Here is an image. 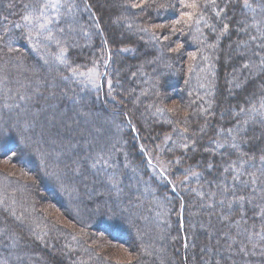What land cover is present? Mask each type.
Wrapping results in <instances>:
<instances>
[{
  "label": "trees",
  "instance_id": "obj_1",
  "mask_svg": "<svg viewBox=\"0 0 264 264\" xmlns=\"http://www.w3.org/2000/svg\"><path fill=\"white\" fill-rule=\"evenodd\" d=\"M109 1L112 8L99 0H74V11L53 26L60 47L66 49L61 63L55 41H43L37 50L25 30L11 27L14 22L23 24L22 5L29 0H0V262L117 264L109 251L99 248L106 243L104 247L133 254L131 264H169L161 260L163 256L172 260L170 264H255L254 256L242 254L239 259L235 251L240 248L235 232L257 222L251 206L255 204H245L243 220L239 211L227 207L217 220L219 195L213 201L208 195L219 193L216 184L225 179L229 189L244 194L241 184L232 181L233 173L223 172L236 159L237 150L222 139L229 129L240 130L236 143L241 151L258 156L264 149V124L241 112L264 99V71L258 67L260 56L254 55L264 56V49L256 47L264 41L250 39L260 35L252 27L254 14L243 7V0H217L216 6L207 7L206 0H196V9L184 7L180 0H174L170 9L163 8L164 0H148L142 8L132 7L142 0ZM10 3L15 7L9 8ZM249 3L257 9L259 21L264 0ZM188 12L203 15L199 25L182 18ZM99 61L104 69L99 87L91 88L82 76L73 75V69L88 73ZM206 61L212 79L208 91L196 75ZM166 104L173 107L164 108ZM58 113L74 128L60 137L52 135L54 125L38 134L45 118L59 119ZM142 114L149 116L147 120ZM90 128L99 132L91 133ZM78 131L83 136H77ZM45 138L76 145L63 154ZM215 141L224 147L218 148ZM37 149L54 151L47 157V169L63 170V187L46 174ZM98 154L105 156L108 167L101 163L92 167ZM157 156L176 162L184 173L175 169L165 174ZM150 168L158 171L161 181ZM187 180L188 191L203 194L205 207L198 221L204 225L207 220L209 226L202 231L188 226L192 196L179 187ZM165 198L172 208L169 221L162 217L151 229L152 239L161 234L160 243L149 236L124 235L122 221L107 218L103 207L115 200L131 210L140 201ZM75 201L81 211L71 210ZM226 247L230 254H224ZM156 250L160 256H155Z\"/></svg>",
  "mask_w": 264,
  "mask_h": 264
},
{
  "label": "snow or ice",
  "instance_id": "obj_2",
  "mask_svg": "<svg viewBox=\"0 0 264 264\" xmlns=\"http://www.w3.org/2000/svg\"><path fill=\"white\" fill-rule=\"evenodd\" d=\"M147 2L148 0H142V3H133L132 7L142 8L144 4H147ZM216 2L217 0H206L204 6L207 7L208 4L216 6ZM180 4L186 8L191 9H196L198 7L196 0H193V2L191 3H188L187 0H180ZM8 7L14 8L15 5L10 3ZM22 7L24 9V12L21 16L23 24L14 22L11 27L25 30L28 40L37 50H39L40 44L43 41H55L57 43V46L60 47V41L57 39L53 31V26L58 25L61 22L62 18L66 16V14L73 11L74 5L70 3V0H29V2L24 3ZM243 7L245 9H249L254 14L252 27H254L257 33L260 34L259 36H250V39L252 41H256L257 39L264 41V16H262L259 21L256 20L255 13L257 9L249 3V0H243ZM260 11L264 12V5H260ZM217 15H219V13H217ZM183 17H187L188 21H193L196 25H199L201 20L203 19L202 14H197L194 12L182 13V18ZM3 21L4 27L8 28V17L5 16L3 18ZM180 22V20L176 21L177 24H179ZM204 22L207 23V21ZM129 27H131V25H129ZM228 27V24H224L225 32H227ZM57 30L61 33L64 31L63 28H58ZM141 31H147V29H141ZM153 37L158 39L157 37H155V34H153ZM0 39H3V36H0ZM164 39L167 40L168 37L165 36ZM256 47L264 49V42L256 45ZM65 52L66 49L64 47H60V55L57 57V59L60 60L61 63H65ZM254 55L260 56V64L258 65V67H260L261 70L264 71V56H261L259 52H254ZM245 67L247 68L249 67V65L246 64ZM73 75L84 76L85 73H77L76 70L73 69ZM93 75H98V73H95L94 70H89L88 76L90 80ZM65 79H67V77H65ZM0 83H3L2 79H0ZM109 86H111V81H109ZM20 98L23 100L30 99L31 97L21 96ZM157 112L163 114V109L157 108ZM241 112H244L245 115L249 117V119L254 120L258 117L260 119V122L264 124V99L260 101L259 106H257L255 103H252L251 108L247 110L241 109ZM245 123H247V121H245ZM185 131H187V129H185ZM228 131L229 135L232 137L231 141H229L230 146L232 149L237 151L236 159L230 161L227 166L223 168V172L233 173L231 179L234 184L239 183L245 188L250 187L251 191L248 196L238 195L235 187H233L232 189H229L227 187L225 179L216 184V188L219 189V193L210 192L208 195L213 200H215L217 195H219L220 198L217 202L221 206L227 207L230 211H239L241 220H243L246 215L244 211L245 204H252V197H254V195L256 194L260 195L261 199H264V149L260 150L258 156L254 153L250 154L248 152H243L239 149V146L236 143L237 136L239 135V129H237V133L235 135L232 134L231 129H229ZM43 135L44 133L42 132L41 136L43 137ZM180 136L181 138H183V133H180ZM166 139H171V137H167ZM51 142L55 144L54 140ZM215 143L218 148L224 147V145L219 141H215ZM183 147L187 148L188 145L184 144ZM37 151L39 153L41 162L45 165L46 174L51 176L55 180L60 181L61 186L63 187V170L57 169L55 167L51 171H48L47 169V157L53 155V152L41 151L40 149H37ZM16 155L17 153L12 152V156ZM97 163H101L105 167L109 166L108 160L103 154L97 155V157L93 160L92 167L95 168ZM149 163H151V161H149ZM212 167L213 166L211 164L208 165L209 170H211ZM75 171H79V169L77 168L75 169ZM189 171H191V169H189ZM192 174L196 177L200 176V173L198 172H193ZM244 176H247L248 178L242 179V177ZM113 186L115 187V185ZM229 193H231V198H229ZM198 195L203 194L198 193ZM207 206L213 207V204H208ZM235 206H238V208ZM256 207L260 208L257 219L260 220L261 226L258 232L253 231L252 234L248 235L247 239L249 242L253 241L254 236L259 237V241H264V206L256 205ZM228 218L229 214H225L224 216H222V219L226 220ZM245 223H247V221H245ZM252 228H255V224L252 225ZM229 247H231V245H229ZM251 247L253 250L248 251L247 246L242 244L239 252L243 253L244 256H254L256 255L255 249L257 248V243L252 242ZM260 251L261 255H264V247H262ZM0 264H3V262H0Z\"/></svg>",
  "mask_w": 264,
  "mask_h": 264
},
{
  "label": "rangeland",
  "instance_id": "obj_3",
  "mask_svg": "<svg viewBox=\"0 0 264 264\" xmlns=\"http://www.w3.org/2000/svg\"><path fill=\"white\" fill-rule=\"evenodd\" d=\"M173 2H174V0H164V2H163V6L164 7L163 8L170 9L174 5ZM70 3H72L74 5V7H75L74 0H70ZM99 3L103 4V6H105L106 8H112L113 7V4L109 0H99ZM74 7H73V9H74ZM101 65H102V61H99L98 63H95V65L92 67L91 70H94V72L98 73V75H93L91 80L89 79V76H88L89 71H88V73L85 74V76H82V78L86 80L85 82L90 84L91 88L99 87V84L101 82V78H102V75H103V72H104L103 66H101ZM202 65H203L202 69L198 70L196 72V75H197L198 80L200 82L201 88L203 90H205V91H208L212 87L210 66H208V62L207 61L204 64H202ZM29 73L34 74V73H36V70H31V72H29ZM165 107H168V109H171L173 106H171L170 104H166V106H164V108ZM58 115L60 116L59 119L51 118L53 116H51L49 118L46 117L45 120H44V123L41 126L40 125L38 126V134H39V132L41 130H45V131L52 130V127H51L52 125L57 127V128H55V130H52L53 131L52 135H54L56 137L57 136L58 137L62 136L63 131L65 133H67L69 130H71V128H74L72 124H69V122H68L69 119L66 120V121L62 120V117H63L62 113L61 114L58 113ZM148 117L149 116H147L145 114H142V116H141L142 120H147ZM102 125H104V124H102ZM65 130H67V131H65ZM90 131H91V133H95V134H97V132H99L98 130H96L94 128H90ZM239 132H240V130H239ZM76 133H77V136L78 135L79 136H83V135L79 134V131L76 132ZM232 134L235 135L236 133H232ZM252 137L253 138H257V134L256 135L254 134V136H252ZM231 138L232 137L229 134H226V135L222 136L223 141L226 142V143L231 141ZM94 140L96 142L97 139H94ZM51 141H53V140H49V139L45 138V143L49 144ZM114 141L115 140H112L111 143L114 142ZM74 145H76V144H74ZM74 145L67 146L65 144H61V142H59V143L55 142L54 150L56 152L63 151L62 153L65 154L66 152L67 153L70 152L71 149H73L75 147ZM97 145H99V142L97 143ZM50 152H53V155H54V151L53 150H51ZM162 158H163L162 156H157L156 162L159 165L158 168L163 170V172L165 174H168V173L170 174L171 170H175V169L178 170V167L176 166V162L174 163V161H168V160H164ZM149 171H151V175L153 177H155V180L161 181L160 177H158L159 173H158V171L156 169H154V168L151 169L150 168ZM178 171H179V173H184L183 169H181L180 167H179ZM174 177L176 179V173L174 174ZM247 178H248L247 176L242 177V179H247ZM184 182L185 181H182L181 183H179L180 189L182 191H187L188 195L192 196L191 204H190L191 212H190V215H189L190 220L188 222V226H190L191 229L192 228L193 229H199V230L202 231V229L205 228L204 225L206 227L209 226V223H208L207 220L204 222V225H203V222L198 221L199 216H200L199 211L203 207H205V205H202L204 203V201H203L204 198H203L202 195H198L199 192H193L192 193L191 190L188 191L189 186H190L189 180H187L185 183ZM238 185H240V184H238ZM243 188H244V190H243L244 194L243 195L248 196V194L251 191V188L250 187H247V188L243 187ZM55 191H56L57 194H59L61 192L59 189H56ZM240 195H242V193ZM86 196H90V195L87 193ZM219 198L217 200H215L217 205L219 206L218 210L216 211L217 220L218 219L220 220L219 211H221L222 208H224L223 206H221L217 202L219 200ZM252 199H253V203L255 205H251V206H255L254 208H256V217H257L259 215L260 208L256 207V205L264 206V199H261L260 195H258V194L254 195V197H252ZM212 201H213V199H212ZM77 204H78V202H76V201L73 203V207L71 208V210L73 212H75V210H77V208H78V211H81V209H79V207H77ZM46 207L49 208V206H46ZM103 207L106 208L105 209V214L108 215V217L106 216L107 218H109V216H110V219H114V220H117V221L120 220V222L122 221V224H121L122 227L121 228H124L125 230L122 229L121 231L126 236H128V235L130 236L131 233H132V235L134 237H136V238H138V237L140 238L141 236L142 237H145V236L148 237L149 236L148 238L150 239V237H151V239H152L153 236H151V235H153L152 234L153 232L151 231V229L153 228L152 230L153 231L155 230V226H156L155 223H157V221L160 220V218H162V217L164 219H167V221H169V219H168L169 213L168 212L170 211V205H169V201L167 202L166 198L164 200H161V202H155V201H152V200H148L147 202L140 201L138 203V205L132 207L131 210H129L130 206H127L125 208H121V206L116 205L115 200L111 202L110 207H107L106 203L103 204ZM210 209H212V207H210ZM171 211H172V208H171ZM51 213L55 217L56 212L51 211ZM91 216L92 217L93 216H97V214H92ZM57 219L59 221H62L58 217H57ZM146 222H150V223H152V225L151 226H147ZM253 224H255V228L254 229L252 228ZM128 226H132V229H128L127 228ZM260 226H261L260 220L257 219L256 223H251V225L249 226L247 231L245 230L244 232H242L241 228H240V229H238L235 232V235L237 236V240L240 238V247L242 246V244H245L247 247L250 248V251H252L253 249L251 247V243L252 242L257 243V248L255 249L256 255H254L255 264H258V261L260 259L262 261H264V255H261V251H260L261 248L264 247V241H259V237L254 236L253 237V241L249 242L247 237H248V235L252 234L253 231L258 232L260 230ZM156 230H157V228H156ZM160 237H161V234L157 233L156 239H152V240H155V242H159L160 243ZM231 241L234 242L233 239H230V242ZM159 243H157V244H159ZM105 245H107V244L105 243ZM105 245H101L100 244L99 248L101 249V251H109L110 255L112 256L113 259H115V262L117 264H131V263H134V261H135L134 255L131 254L129 251H125V250H122V249H121V251L116 250V249L113 250V249H110L108 246L104 247ZM154 248H153V250H154ZM229 249L230 248L227 249V247H226V249L223 251L224 254H230V252L228 251ZM239 249L240 248L237 247V249L235 251H236V253L238 255V258L241 259L242 258L241 255L243 253H240ZM162 250H161V252H162ZM206 251H208V250H206ZM218 254H220V252ZM231 254H232V252H231ZM157 255L160 256V251H158V250L155 251V256H157ZM161 260L162 261L164 260V262L166 261L169 264L172 262V260L168 259L167 257L165 258V256H163Z\"/></svg>",
  "mask_w": 264,
  "mask_h": 264
}]
</instances>
